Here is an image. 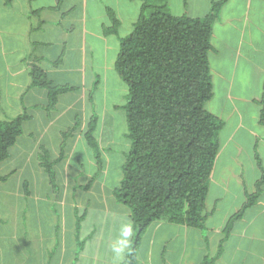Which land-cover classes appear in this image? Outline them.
I'll return each instance as SVG.
<instances>
[{"label":"crops","instance_id":"0c3cea01","mask_svg":"<svg viewBox=\"0 0 264 264\" xmlns=\"http://www.w3.org/2000/svg\"><path fill=\"white\" fill-rule=\"evenodd\" d=\"M213 1L0 0V120L28 115L0 163V264H127L135 229L113 196L129 149L112 155L113 132L127 129V86L114 68L119 42L144 5L202 17ZM108 10L114 32H105ZM210 42L205 108L224 125L204 225L151 223L137 264H198L219 244L211 264H264V0H224ZM35 66L51 85L70 88L51 109L47 89L32 85ZM93 118L97 156L84 137ZM43 150L53 183L40 164Z\"/></svg>","mask_w":264,"mask_h":264},{"label":"trees","instance_id":"16d2710c","mask_svg":"<svg viewBox=\"0 0 264 264\" xmlns=\"http://www.w3.org/2000/svg\"><path fill=\"white\" fill-rule=\"evenodd\" d=\"M223 1H213L202 17L173 15L164 6L144 5L131 32L120 39L114 68L127 86L122 108L130 145L113 196L128 208L135 229L127 264H137L138 243L151 223L165 221L194 228L204 225L209 177L224 125L205 108L212 97L208 60L212 27ZM107 13L111 25L105 32H114L116 17L111 10ZM31 78L32 85L47 89L48 109L60 93L70 89L51 85L36 66ZM27 117L22 112L0 120V163L21 134ZM95 125L93 118L84 137L97 156ZM39 160L53 183L52 162L46 150ZM3 178L0 175V180ZM256 194L247 196L242 210ZM220 252L221 244L213 257H205L198 264H211Z\"/></svg>","mask_w":264,"mask_h":264},{"label":"rangeland","instance_id":"374dc122","mask_svg":"<svg viewBox=\"0 0 264 264\" xmlns=\"http://www.w3.org/2000/svg\"><path fill=\"white\" fill-rule=\"evenodd\" d=\"M122 127H118L113 133H114V136H113V141H114V147H113V150H112V155L116 157L115 160H118V156H121L123 155L122 154V150L124 148V145L126 143H129V140L127 139L126 137V133H127V129H126V132L124 135H121L122 133Z\"/></svg>","mask_w":264,"mask_h":264}]
</instances>
